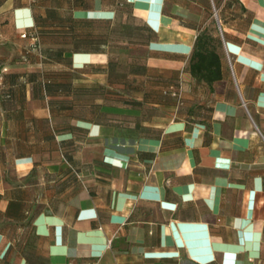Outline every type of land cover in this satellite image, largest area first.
<instances>
[{
	"label": "crops",
	"instance_id": "1",
	"mask_svg": "<svg viewBox=\"0 0 264 264\" xmlns=\"http://www.w3.org/2000/svg\"><path fill=\"white\" fill-rule=\"evenodd\" d=\"M136 1L179 106L156 91L112 108L87 74L102 54L60 20L83 32L114 0H0V61L26 55L0 63V264H264V0H238L210 85L181 72L196 35L168 0Z\"/></svg>",
	"mask_w": 264,
	"mask_h": 264
},
{
	"label": "rangeland",
	"instance_id": "2",
	"mask_svg": "<svg viewBox=\"0 0 264 264\" xmlns=\"http://www.w3.org/2000/svg\"><path fill=\"white\" fill-rule=\"evenodd\" d=\"M118 1L122 2V6L114 21L87 25V52L95 50L96 53L93 54H102L100 60L97 58L92 60L93 64H87V74H105L107 82L102 90L108 93L107 102L112 108H115L116 95H125L124 98L128 100L124 102L130 105L135 93L163 92L171 79L172 69L158 64L163 62L158 58L159 55H150L147 52L148 32L141 22L129 18L127 7L122 0ZM107 8L112 9L114 6ZM166 14L176 18L175 23L182 30H192L196 36L199 31L208 30L217 37L216 28L221 23L226 27L231 25L234 29H241L244 25L243 6L238 0H226L225 3L223 0H168ZM150 15L152 18L148 20L153 25L155 12L152 11ZM25 56L24 53L16 54L12 58L8 56L0 63L2 66H9L12 61H23ZM188 62L186 57L185 65L181 68L182 73L188 72ZM87 83L92 84L89 87L92 93L100 90L93 85L94 80Z\"/></svg>",
	"mask_w": 264,
	"mask_h": 264
},
{
	"label": "trees",
	"instance_id": "3",
	"mask_svg": "<svg viewBox=\"0 0 264 264\" xmlns=\"http://www.w3.org/2000/svg\"><path fill=\"white\" fill-rule=\"evenodd\" d=\"M123 5L127 7L129 18L132 20L141 22L143 25V28L148 32L149 40L147 42V52L150 55L154 54H170L169 52H159L156 50L151 49V45L155 44L157 42V34L156 32L148 25L146 21L143 19L137 17L134 13V4L132 2H129L127 0H122ZM114 16L111 19H88L87 18V25L91 23H105V22H112L117 18V13L120 10V7L122 6V2L118 0H114ZM166 4H164L162 8L163 14L166 13L165 11ZM249 15L246 9L243 8V18H246ZM219 23V20H218ZM61 26H65L68 29L65 30V33L69 34L72 38V42L74 43L73 48L74 49H81L83 51H88L87 49V25L83 26L84 31H78L74 32V26L73 23L68 20H60ZM222 23L218 25L216 28L218 36L212 34L208 30H201L198 32L195 42L193 44V47L187 56L189 59L188 62V72L192 77H194L197 80L204 81L207 84H212V82L219 80L221 78V55L220 50L222 49L223 43L225 41V33L222 29ZM31 35L37 38L36 30L35 28L32 29ZM37 36V37H36ZM37 41V40H36ZM92 52L87 53H96L95 50H91ZM55 58H66L63 57V52L59 51L55 54H53ZM68 59V58H66ZM171 87L177 88L178 83H169L166 86V89L163 92H167ZM131 103L136 106L139 104L135 100L130 101Z\"/></svg>",
	"mask_w": 264,
	"mask_h": 264
},
{
	"label": "built area",
	"instance_id": "4",
	"mask_svg": "<svg viewBox=\"0 0 264 264\" xmlns=\"http://www.w3.org/2000/svg\"><path fill=\"white\" fill-rule=\"evenodd\" d=\"M20 37L21 38H27L28 35H27V33H21ZM31 38L34 41L36 40L34 36H31ZM166 93L170 94L171 96H173V97H175L177 99V106H179L181 104V90H180L179 87H177V88L171 87Z\"/></svg>",
	"mask_w": 264,
	"mask_h": 264
},
{
	"label": "water",
	"instance_id": "5",
	"mask_svg": "<svg viewBox=\"0 0 264 264\" xmlns=\"http://www.w3.org/2000/svg\"><path fill=\"white\" fill-rule=\"evenodd\" d=\"M217 23H218V20H217Z\"/></svg>",
	"mask_w": 264,
	"mask_h": 264
}]
</instances>
